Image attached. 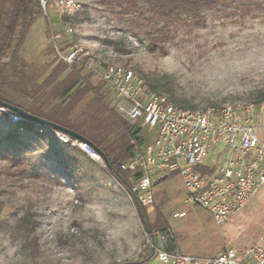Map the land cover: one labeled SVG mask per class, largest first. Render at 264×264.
I'll return each mask as SVG.
<instances>
[{
    "label": "rangeland",
    "instance_id": "rangeland-1",
    "mask_svg": "<svg viewBox=\"0 0 264 264\" xmlns=\"http://www.w3.org/2000/svg\"><path fill=\"white\" fill-rule=\"evenodd\" d=\"M14 1L0 0L6 22ZM77 1L81 8L75 16H60L50 3L48 14L41 10L30 19L18 54H10L1 72L0 95L25 110L37 108L36 114L48 111L63 100L47 103L55 85L49 82L66 64L59 51L77 43L86 59L133 70L179 107L264 101V0H221L216 9L203 11L205 26L189 17L167 21L150 10L136 15L117 0ZM117 41L125 43L123 50L112 44ZM77 65L79 85L103 82ZM102 92L108 110L118 113L114 92L106 84ZM97 93L92 90L72 116L90 111ZM8 113L0 106V264H124L152 252L151 231L135 201L105 167L79 147L61 143L54 129L33 121L14 124ZM99 114L110 119L107 111ZM112 132L108 142L118 141L122 130ZM140 132L144 141L152 137L147 128ZM127 142L120 140L123 146ZM145 207L158 230L162 222L154 202ZM26 213L31 231L18 224ZM153 234L157 240L158 231ZM262 237L264 184L236 216L212 224L196 249L244 255ZM140 264L164 263L153 255Z\"/></svg>",
    "mask_w": 264,
    "mask_h": 264
},
{
    "label": "built area",
    "instance_id": "built-area-1",
    "mask_svg": "<svg viewBox=\"0 0 264 264\" xmlns=\"http://www.w3.org/2000/svg\"><path fill=\"white\" fill-rule=\"evenodd\" d=\"M38 1L44 14L52 3L62 17L75 16L81 8L77 0ZM68 31L73 28L69 26ZM59 55L66 64H79L96 74L114 92L118 113L152 135L140 146L132 140L136 154L121 165L123 170L140 172L134 189L143 205L154 202V176L158 173L180 176L186 200L210 212L217 225L258 194L264 184V101L186 109L152 91L133 70L86 59L88 53L82 45L74 43ZM8 114L14 123L23 119ZM56 135L61 143L79 147L106 168L92 144L62 131ZM149 242L153 255L164 264H264V237L244 255L225 250L213 257L182 254L174 246L170 229L158 232L157 240L152 233Z\"/></svg>",
    "mask_w": 264,
    "mask_h": 264
},
{
    "label": "trees",
    "instance_id": "trees-1",
    "mask_svg": "<svg viewBox=\"0 0 264 264\" xmlns=\"http://www.w3.org/2000/svg\"><path fill=\"white\" fill-rule=\"evenodd\" d=\"M220 1L221 0H117L122 8L130 9L136 15L142 16L150 10L152 13L159 15L162 19L167 21L189 17L198 26H205L207 23V17L203 11L216 9ZM39 13H41V7L38 0H15L13 8L7 14V22L1 17L0 12V80L1 72L7 65V58L11 53L14 56L18 54V50L25 40V29L30 24V19ZM112 44L115 45L116 50H123L125 47L123 41L112 42ZM63 66L64 67H60L59 71L53 75L49 82H55V85L50 92L47 103L58 98L63 100L55 103L48 111H41V114H36L37 108L33 111L25 110L22 105L2 95H0V101L21 108L34 116L57 124L86 139L102 155L105 160L106 169L110 175L129 192L137 205L142 219L147 224L148 229L153 233L155 231L161 232L166 230L163 224L157 225L158 230H154L148 221L146 207L140 202L138 194L134 189V181L140 176V172L134 173L123 170L121 167L128 158L136 154V145L140 146L144 143V137L140 132L141 127L138 124L130 123L114 111V109L108 110V105L105 101L104 93L102 92L105 83L100 81L96 85H93L92 82L85 80L82 85H79L81 68H78L77 64L71 66L63 64ZM67 68H69L68 73L60 79V76ZM1 88L2 82H0V90ZM150 89L156 92L157 88L154 84H151ZM92 90L98 92L93 98V100L96 101L95 105L90 111H86L84 114L81 113L78 117H73L72 113L75 108ZM66 97L68 98L67 101L64 100ZM8 111L15 113L11 110ZM101 111H107L110 119L101 117L99 114ZM29 121L28 119H22L17 123H13L24 126ZM91 122H93L94 125H91ZM113 127L120 128L122 133L118 141L108 142V138L113 133ZM122 138L127 139L128 142L126 146L120 144ZM132 140L136 141V145L132 143ZM28 215L29 213H26L18 224H22L21 227L25 230L31 231ZM159 221H161L160 214H158V224ZM139 261L124 264H137Z\"/></svg>",
    "mask_w": 264,
    "mask_h": 264
},
{
    "label": "crops",
    "instance_id": "crops-1",
    "mask_svg": "<svg viewBox=\"0 0 264 264\" xmlns=\"http://www.w3.org/2000/svg\"><path fill=\"white\" fill-rule=\"evenodd\" d=\"M157 180L160 182L157 183ZM153 193V208L161 215L163 227L172 231L174 245L182 254L193 257H213L224 252L219 250L213 254L198 253L196 245L203 240L206 232L210 231L211 225L217 224L210 212L186 200V192L180 176L155 174ZM151 256L153 252L138 260L137 264L143 263Z\"/></svg>",
    "mask_w": 264,
    "mask_h": 264
},
{
    "label": "water",
    "instance_id": "water-1",
    "mask_svg": "<svg viewBox=\"0 0 264 264\" xmlns=\"http://www.w3.org/2000/svg\"><path fill=\"white\" fill-rule=\"evenodd\" d=\"M0 106H2V107L6 108V109H8V110H11V111L17 113V114H18L19 116H21L23 119H28V120H30V121H33V122L37 123V124H40V125L46 126V127H48V128H52V129H54V130H56V131H62V132H65V133L71 135L73 138H78V139H80L81 141L88 142L86 139H84L83 137H81V136L75 134L74 132H71V131H69V130H67V129H65V128H63V127L57 125V124H54V123L50 122V121H47V120L42 119V118H40V117L34 116V115L30 114L29 112H27V111L21 109V108H18V107H16V106H13V105H10V104H7V103H4V102H2V101H0ZM88 143H89V142H88ZM150 233L152 234V232H150Z\"/></svg>",
    "mask_w": 264,
    "mask_h": 264
}]
</instances>
